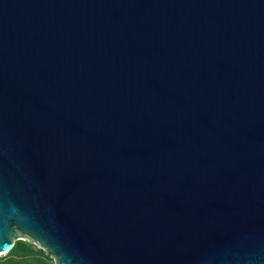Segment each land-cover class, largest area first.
Instances as JSON below:
<instances>
[{"label":"water","instance_id":"obj_1","mask_svg":"<svg viewBox=\"0 0 264 264\" xmlns=\"http://www.w3.org/2000/svg\"><path fill=\"white\" fill-rule=\"evenodd\" d=\"M264 264V0H0V255Z\"/></svg>","mask_w":264,"mask_h":264},{"label":"trees","instance_id":"obj_2","mask_svg":"<svg viewBox=\"0 0 264 264\" xmlns=\"http://www.w3.org/2000/svg\"><path fill=\"white\" fill-rule=\"evenodd\" d=\"M0 264H54V262L34 244L18 240L8 253L0 257Z\"/></svg>","mask_w":264,"mask_h":264},{"label":"rangeland","instance_id":"obj_3","mask_svg":"<svg viewBox=\"0 0 264 264\" xmlns=\"http://www.w3.org/2000/svg\"><path fill=\"white\" fill-rule=\"evenodd\" d=\"M36 247H38L37 245H35ZM39 248V247H38ZM5 255V254H4ZM4 255H0V257L4 256Z\"/></svg>","mask_w":264,"mask_h":264}]
</instances>
